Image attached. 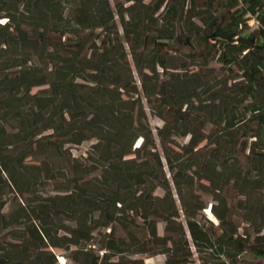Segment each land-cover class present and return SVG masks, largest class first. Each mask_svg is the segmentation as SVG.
I'll return each instance as SVG.
<instances>
[{"label":"trees","instance_id":"obj_1","mask_svg":"<svg viewBox=\"0 0 264 264\" xmlns=\"http://www.w3.org/2000/svg\"><path fill=\"white\" fill-rule=\"evenodd\" d=\"M194 249L264 264V0H0V264Z\"/></svg>","mask_w":264,"mask_h":264},{"label":"rangeland","instance_id":"obj_2","mask_svg":"<svg viewBox=\"0 0 264 264\" xmlns=\"http://www.w3.org/2000/svg\"><path fill=\"white\" fill-rule=\"evenodd\" d=\"M151 123H152L153 127H157L158 125H160V121L157 120V119H154V118H151ZM87 147H88V145H85V146H83V147H81L79 149H76L74 151V153L75 154H80L81 152L86 151ZM193 252H194L195 261L197 262V264H200V261H199L200 255L196 252L195 249L193 250ZM57 254L60 255V257H62V258L65 255L61 251H57ZM240 259L245 261V262H247V263H250V264H255L258 261V259L255 256L250 255V254H245L242 257H240ZM164 262H165V257L164 256H159V257L147 260V264H164Z\"/></svg>","mask_w":264,"mask_h":264},{"label":"bare ground","instance_id":"obj_3","mask_svg":"<svg viewBox=\"0 0 264 264\" xmlns=\"http://www.w3.org/2000/svg\"><path fill=\"white\" fill-rule=\"evenodd\" d=\"M58 264H66V261L62 257H60V261Z\"/></svg>","mask_w":264,"mask_h":264}]
</instances>
